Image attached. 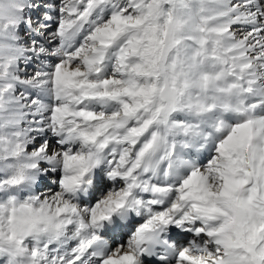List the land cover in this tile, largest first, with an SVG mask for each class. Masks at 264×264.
Wrapping results in <instances>:
<instances>
[{
    "label": "snow or ice",
    "instance_id": "1",
    "mask_svg": "<svg viewBox=\"0 0 264 264\" xmlns=\"http://www.w3.org/2000/svg\"><path fill=\"white\" fill-rule=\"evenodd\" d=\"M0 264H264V0H0Z\"/></svg>",
    "mask_w": 264,
    "mask_h": 264
}]
</instances>
